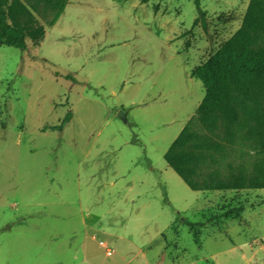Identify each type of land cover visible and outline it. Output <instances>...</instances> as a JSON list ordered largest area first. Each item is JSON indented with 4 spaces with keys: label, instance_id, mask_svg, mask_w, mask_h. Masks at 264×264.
<instances>
[{
    "label": "rangeland",
    "instance_id": "1",
    "mask_svg": "<svg viewBox=\"0 0 264 264\" xmlns=\"http://www.w3.org/2000/svg\"><path fill=\"white\" fill-rule=\"evenodd\" d=\"M248 2L68 0L38 43L0 42V264H264V189L195 192L163 159Z\"/></svg>",
    "mask_w": 264,
    "mask_h": 264
},
{
    "label": "trees",
    "instance_id": "2",
    "mask_svg": "<svg viewBox=\"0 0 264 264\" xmlns=\"http://www.w3.org/2000/svg\"><path fill=\"white\" fill-rule=\"evenodd\" d=\"M67 1L0 0V42L19 50L26 49L27 38L38 43L44 29L35 16L53 13L46 19L52 26ZM190 76L201 82L204 97L164 161L195 192L264 189V0H249L239 29ZM238 143L247 144L259 161L251 176L240 170L223 177L215 165Z\"/></svg>",
    "mask_w": 264,
    "mask_h": 264
},
{
    "label": "crops",
    "instance_id": "3",
    "mask_svg": "<svg viewBox=\"0 0 264 264\" xmlns=\"http://www.w3.org/2000/svg\"><path fill=\"white\" fill-rule=\"evenodd\" d=\"M204 93H205V91H204ZM203 97H204V96H203ZM202 99H203V98H202ZM201 101H202V100H201ZM201 101H200V102H201ZM200 102H199V104H200ZM199 104H198V105H199ZM198 105H197V107H198ZM197 107H196V108H197ZM196 108H195V111H196ZM195 111H194V112H195ZM78 264H92V263L82 262V263H78ZM111 264H113V263H111Z\"/></svg>",
    "mask_w": 264,
    "mask_h": 264
},
{
    "label": "water",
    "instance_id": "4",
    "mask_svg": "<svg viewBox=\"0 0 264 264\" xmlns=\"http://www.w3.org/2000/svg\"><path fill=\"white\" fill-rule=\"evenodd\" d=\"M119 117H120L121 119L125 120V116H124V114H123L122 112H119Z\"/></svg>",
    "mask_w": 264,
    "mask_h": 264
}]
</instances>
